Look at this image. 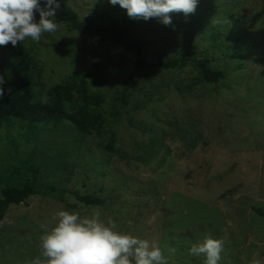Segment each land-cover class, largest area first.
<instances>
[{"label":"rangeland","instance_id":"rangeland-1","mask_svg":"<svg viewBox=\"0 0 264 264\" xmlns=\"http://www.w3.org/2000/svg\"><path fill=\"white\" fill-rule=\"evenodd\" d=\"M67 1L97 24L118 18L144 42L147 61L183 56L188 64L136 69L122 45L57 17L55 32L17 43L58 121L34 131L15 118L2 124L0 196L7 184L21 186L33 163L41 184L57 190L10 205L0 264L43 260L41 236L61 210L99 212L118 231L157 243L168 264H204L189 249L206 237L224 241L220 264H264L256 211H264V0H198L193 14L171 13L170 25L130 18L109 0ZM204 57L224 79H202L196 62ZM72 190L105 203L87 205Z\"/></svg>","mask_w":264,"mask_h":264},{"label":"clouds","instance_id":"clouds-1","mask_svg":"<svg viewBox=\"0 0 264 264\" xmlns=\"http://www.w3.org/2000/svg\"><path fill=\"white\" fill-rule=\"evenodd\" d=\"M119 5L133 19L159 18L170 25L171 13L193 14L198 0H109ZM58 0H0V45L16 46L30 38L39 42L44 33L55 32ZM39 13V21L36 13ZM5 83L0 77V85ZM4 88L0 87V98ZM55 223L41 236L43 260L39 257L30 264H168L162 249L155 242L140 239L130 233L120 232L109 219L105 223L100 213L81 217L69 210L57 212ZM224 241L206 237L202 243L193 244L189 254L203 256L204 264H220ZM252 264H261L253 260Z\"/></svg>","mask_w":264,"mask_h":264},{"label":"trees","instance_id":"trees-1","mask_svg":"<svg viewBox=\"0 0 264 264\" xmlns=\"http://www.w3.org/2000/svg\"><path fill=\"white\" fill-rule=\"evenodd\" d=\"M42 2L44 3V0ZM58 2L60 7L56 10L55 17L60 18L68 27L85 32L91 38L122 45L126 50L136 55V69L161 67L180 70L188 64V60L183 56L147 61L144 42L138 39L128 27L121 25L118 18L111 17L106 24H97L90 19L81 18L67 0H58ZM196 66L202 79L208 83H216L225 78V72L211 67L210 61L206 57L198 59ZM28 69L29 65L22 45L13 46L11 43L0 45V77H3L5 81L3 85H0L4 88V96L0 98V130L5 121L14 118L25 123L33 131L39 124L46 125L52 121H58L45 110L44 103L37 97L38 93L34 88ZM108 148H112V142ZM29 169L30 176L21 186L7 184L2 187L0 225L11 204L25 202L42 187L50 191L57 190L53 184H41L42 174L39 164L33 163ZM71 193L77 200L87 205L102 206L105 203L104 197L93 193L81 194L77 190H72ZM256 211L264 216L263 210L257 209Z\"/></svg>","mask_w":264,"mask_h":264}]
</instances>
